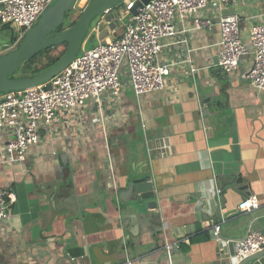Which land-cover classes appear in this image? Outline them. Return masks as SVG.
<instances>
[{"label": "crops", "instance_id": "crops-1", "mask_svg": "<svg viewBox=\"0 0 264 264\" xmlns=\"http://www.w3.org/2000/svg\"><path fill=\"white\" fill-rule=\"evenodd\" d=\"M263 10L264 0L227 10L242 16L250 46ZM204 13L212 27L164 47L160 59L173 63L164 88L137 97L126 74L118 96L59 113L22 161L10 160L0 132V186L16 194L0 220V264H237L214 225L230 238L264 233V89L245 77L252 47L236 70L222 71L219 14L212 3ZM147 174L158 201L151 208L129 188ZM254 193L260 206L237 210ZM167 239L180 243L172 261Z\"/></svg>", "mask_w": 264, "mask_h": 264}, {"label": "built area", "instance_id": "built-area-1", "mask_svg": "<svg viewBox=\"0 0 264 264\" xmlns=\"http://www.w3.org/2000/svg\"><path fill=\"white\" fill-rule=\"evenodd\" d=\"M52 1L0 0V22L16 33V40L2 49L16 46ZM136 1L125 0L106 10L97 18V24L91 26L90 38H99L101 31L107 28L108 35L104 38L111 36L109 41L102 42L99 38L96 45L73 59L60 74L40 85L0 93V132L9 135L6 146L10 160L22 161L27 150L40 141L42 128L52 125L59 113L74 111L92 99L100 102L106 92L118 96L126 74L137 97L164 88L173 65L160 59L164 47L181 42L188 44L189 31L212 27L213 17L204 13L211 3L219 14L221 51L218 65L225 73L233 72L252 47L253 63L245 77L258 89H264V21L252 25L250 46L242 36V16L237 11H227L238 0H149L137 13H132ZM108 14L112 18L107 19ZM177 18L183 22L182 27L177 26ZM190 18L193 25L186 27L184 23ZM111 22L116 23L114 28L110 27ZM119 28L121 34L117 33ZM191 70L196 71L197 67L191 66ZM15 199V192L0 186V220L9 217V206ZM259 206V196L254 193L243 198L237 210L252 211ZM213 235L225 243L229 256L238 261L264 249L261 231L251 230L244 238L224 237L219 222L214 225ZM178 247L179 242L165 241L164 249L170 261ZM128 264L132 261L128 260Z\"/></svg>", "mask_w": 264, "mask_h": 264}, {"label": "water", "instance_id": "water-1", "mask_svg": "<svg viewBox=\"0 0 264 264\" xmlns=\"http://www.w3.org/2000/svg\"><path fill=\"white\" fill-rule=\"evenodd\" d=\"M123 1L125 0H89L85 7L78 6L82 9V13L73 25L55 32L65 19L67 10L74 7L78 0H53L45 7L34 25L26 31L22 41L0 54V93L37 86L60 74L73 59L81 56L90 47L91 24H97L98 16ZM148 1L137 0L131 9L132 13H137L139 8ZM110 18L112 15H107V19ZM115 25V22L110 23L111 28ZM106 35H108V29L104 28L98 37L102 39V42H107L111 36L106 39L104 38ZM63 43H67V48L64 47L65 52L48 68L34 75L13 76L25 59L33 57L47 47ZM129 188L137 193L136 198L132 197V199L140 203L147 201L149 208L158 205L152 174L133 178ZM263 256L264 249L244 258L237 264H247Z\"/></svg>", "mask_w": 264, "mask_h": 264}, {"label": "trees", "instance_id": "trees-1", "mask_svg": "<svg viewBox=\"0 0 264 264\" xmlns=\"http://www.w3.org/2000/svg\"><path fill=\"white\" fill-rule=\"evenodd\" d=\"M119 4H122V3H119ZM74 10H75L74 7H71L70 9L67 10L65 19L63 20L61 26H59V28H58L55 32L60 31V30H62V29H64V28H67V27L73 25V24L76 22V20L79 18V16L81 15L82 12H81L80 15L77 17V19H75V20H71V19H70V16H71V14L73 13ZM1 27H2L3 29H8V30H10V31L12 32V33H11V37H10V42H8V43H12V42H14V41L16 40V33H15L13 30H11L7 24H1ZM55 32H54V33H55ZM21 41H22V40H20L19 43H20ZM19 43H18V44H19ZM18 44H17V45H18ZM63 44H65V46H66V48H67V43H63ZM54 47H55V46L47 47V48H45V49L39 51V52H38L36 55H34L33 57H30V58H28V59H25V60L22 62L20 68H19V69L13 74V76L34 75V74H36V73H38V72H40V71H42V70L48 68V67L51 66L52 64H54V63H55V62H56V61L62 56V54L65 52L66 48H65L64 52H63L60 56H57V57H55L54 59L52 58L48 63H46V64H44V65H42V66H39V62H41L42 59H43L42 57H43L46 53H48L50 50H52ZM1 53H3V52H1ZM1 53H0V54H1ZM21 72H23V73H21Z\"/></svg>", "mask_w": 264, "mask_h": 264}, {"label": "rangeland", "instance_id": "rangeland-1", "mask_svg": "<svg viewBox=\"0 0 264 264\" xmlns=\"http://www.w3.org/2000/svg\"><path fill=\"white\" fill-rule=\"evenodd\" d=\"M89 0H78V2L76 3V5L74 6V11L73 13L71 14L70 16V19L71 20H75L77 19V17L80 15V13L82 12V9L79 8L78 6H83L85 7V5L88 3ZM264 11V10H263ZM262 11V12H263ZM99 17V16H98ZM129 20V18L126 16L124 18V21L125 23H127ZM92 25V24H91ZM120 25H123V23H121ZM11 31L8 30V29H3L1 26H0V47H4V45H6L8 42H10V37H11ZM99 42V39L95 37H91L90 38V47L96 45L97 43ZM64 47L65 44H60V45H57L55 46L52 50H50L48 53H46L42 58V61L39 62V66H42L46 63H48L52 58L54 59L55 57L57 56H60L63 52H64ZM89 47V48H90ZM3 50V49H2ZM8 49H4L3 51L1 52H5L7 51ZM23 73V72H21Z\"/></svg>", "mask_w": 264, "mask_h": 264}]
</instances>
